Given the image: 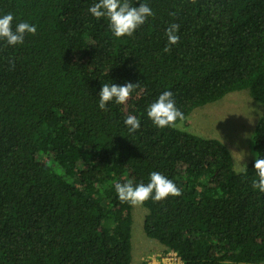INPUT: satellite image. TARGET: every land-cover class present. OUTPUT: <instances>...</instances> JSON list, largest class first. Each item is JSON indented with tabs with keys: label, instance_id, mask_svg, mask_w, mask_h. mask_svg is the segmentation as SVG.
I'll return each instance as SVG.
<instances>
[{
	"label": "trees",
	"instance_id": "1",
	"mask_svg": "<svg viewBox=\"0 0 264 264\" xmlns=\"http://www.w3.org/2000/svg\"><path fill=\"white\" fill-rule=\"evenodd\" d=\"M96 2L0 0L13 29H37L0 40V264H131L133 206L115 184H147L153 171L182 192L143 204L144 232L181 259L159 264L264 263V193L253 188L264 113L242 170L219 138L147 117L164 91L185 119L235 90L264 105V0H129L153 15L121 38L91 15ZM173 23L179 42L164 52ZM126 82L140 87L101 110L102 85Z\"/></svg>",
	"mask_w": 264,
	"mask_h": 264
},
{
	"label": "clouds",
	"instance_id": "2",
	"mask_svg": "<svg viewBox=\"0 0 264 264\" xmlns=\"http://www.w3.org/2000/svg\"><path fill=\"white\" fill-rule=\"evenodd\" d=\"M89 12L96 19L105 18L115 38L131 37L134 32L142 26L148 17L153 15L152 9L141 3L139 7L133 6L129 0H98L89 8ZM14 17L11 13L0 17V40L6 41L9 46L21 44L25 34H35L37 29L27 22H20L13 29ZM178 24H171L165 32L167 45L164 52L170 51V46L179 42ZM140 87V83L126 82L124 85L112 83L103 84L97 94L99 96L98 107L106 109L109 102L118 105L125 104L131 93ZM173 94L164 91L147 109V117L157 128L176 127L177 120L183 121L185 116L175 106ZM129 133H135L140 129L141 121L135 116L129 115L124 119ZM256 180L253 181V188L264 193V158L257 157L254 162ZM115 192L121 203H128L131 206H142L146 201L152 199L159 202L169 196L178 197L182 195L177 185L159 172L150 173V180L147 184L140 183L133 185L131 181L115 184Z\"/></svg>",
	"mask_w": 264,
	"mask_h": 264
},
{
	"label": "rangeland",
	"instance_id": "3",
	"mask_svg": "<svg viewBox=\"0 0 264 264\" xmlns=\"http://www.w3.org/2000/svg\"><path fill=\"white\" fill-rule=\"evenodd\" d=\"M263 113L264 105L254 100L247 89H241L229 92L215 102L195 108L178 126L204 137L222 140L232 153L235 169L242 170L253 158L252 132ZM146 212L147 209L143 205L133 206L131 264H141L143 261L148 264L175 262L173 254L170 253L172 251H164V246L158 240L144 232L143 221ZM168 253L171 254L170 259L166 258Z\"/></svg>",
	"mask_w": 264,
	"mask_h": 264
},
{
	"label": "built area",
	"instance_id": "4",
	"mask_svg": "<svg viewBox=\"0 0 264 264\" xmlns=\"http://www.w3.org/2000/svg\"><path fill=\"white\" fill-rule=\"evenodd\" d=\"M170 253L173 254V259L175 260V262H173V263H181V259H180V257L177 255L176 252L172 251V252H170ZM170 253H168L169 255H168L166 258H168V259L171 258V254H170Z\"/></svg>",
	"mask_w": 264,
	"mask_h": 264
}]
</instances>
